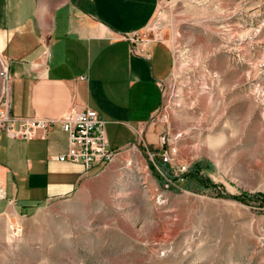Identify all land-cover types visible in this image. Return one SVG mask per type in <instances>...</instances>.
I'll return each instance as SVG.
<instances>
[{
	"label": "rangeland",
	"instance_id": "rangeland-1",
	"mask_svg": "<svg viewBox=\"0 0 264 264\" xmlns=\"http://www.w3.org/2000/svg\"><path fill=\"white\" fill-rule=\"evenodd\" d=\"M142 38L174 56L155 139L0 218V264H264V0H160Z\"/></svg>",
	"mask_w": 264,
	"mask_h": 264
},
{
	"label": "crops",
	"instance_id": "crops-1",
	"mask_svg": "<svg viewBox=\"0 0 264 264\" xmlns=\"http://www.w3.org/2000/svg\"><path fill=\"white\" fill-rule=\"evenodd\" d=\"M159 5L160 0H0V63L11 75V115L51 123L29 140L0 134V218L26 217L70 198L106 168L57 159L69 149L62 120L72 107L99 113L114 151L155 139L148 129L174 62L165 42L142 38ZM2 97L0 78V102Z\"/></svg>",
	"mask_w": 264,
	"mask_h": 264
},
{
	"label": "built area",
	"instance_id": "built-area-1",
	"mask_svg": "<svg viewBox=\"0 0 264 264\" xmlns=\"http://www.w3.org/2000/svg\"><path fill=\"white\" fill-rule=\"evenodd\" d=\"M3 81V97L0 102V134L5 132L12 139H33L40 132H47L51 123L42 119L17 120L11 115L12 88L9 68L2 67L0 72ZM17 124L19 125L17 127ZM62 128L69 137V149L57 159L61 162L82 164L90 169L94 164L104 166L112 163L119 151L110 148L105 121L93 109L77 110L72 107L62 120ZM169 162V158L164 159ZM5 192L0 185V199Z\"/></svg>",
	"mask_w": 264,
	"mask_h": 264
}]
</instances>
